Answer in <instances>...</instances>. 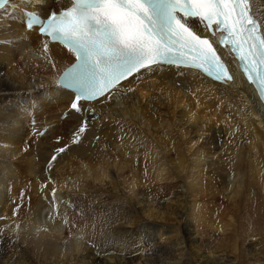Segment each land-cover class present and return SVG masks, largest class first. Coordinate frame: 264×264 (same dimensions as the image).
<instances>
[{
	"label": "bare ground",
	"instance_id": "obj_1",
	"mask_svg": "<svg viewBox=\"0 0 264 264\" xmlns=\"http://www.w3.org/2000/svg\"><path fill=\"white\" fill-rule=\"evenodd\" d=\"M50 4L52 0H46L40 7ZM21 17L18 12H0V120L13 122L8 139L19 146L32 139L30 117L21 106L43 99L34 112L37 126L47 121L53 127L33 141L20 160L0 166V215L11 214V201L22 188L28 189L32 178L27 191L31 210L26 205L21 213L27 230L14 245L9 234H4L0 264H264V121L257 120L253 110L245 128V120L237 115L239 99L232 94L216 112L217 97L221 96L216 89L223 86L208 78H187L193 88L212 89L210 98L202 102L213 109L217 119L206 127L189 125L184 119L183 95L169 100L167 94L157 92L154 99H141L130 114L113 108L117 115L128 116L126 128H131L136 141L125 137L127 147H120L113 135L116 126L106 122L99 133L106 140L95 147L87 139L73 146L56 168L59 197L76 205L61 211H67L80 227L87 222L85 241L92 236L95 223L97 239L102 229L131 240L154 235L158 240L155 252L138 255L129 249L123 255L97 256L85 241L76 239L79 227L72 229L70 238L59 219L55 223L47 220L50 205L37 178L45 175L42 169L55 137L67 140L76 117L61 118L67 97L47 91L52 89L49 69L25 46L7 42L21 31ZM227 58L231 62V56ZM232 69L238 72L234 63ZM172 78V73L166 72L161 83ZM243 89L245 96L251 94L247 84ZM229 103L234 105L232 109ZM229 111L232 128L224 123ZM235 126L240 131L229 136ZM104 144L107 147L101 151ZM81 159L88 162V169L81 166ZM65 180L67 188L63 187ZM81 209L83 217L78 215ZM109 213L118 220L106 228ZM38 224L49 231L36 235Z\"/></svg>",
	"mask_w": 264,
	"mask_h": 264
},
{
	"label": "snow or ice",
	"instance_id": "obj_2",
	"mask_svg": "<svg viewBox=\"0 0 264 264\" xmlns=\"http://www.w3.org/2000/svg\"><path fill=\"white\" fill-rule=\"evenodd\" d=\"M44 3L45 0H0V12L22 14L21 31L7 42L25 46L35 60L49 69L52 89L47 91L55 90L67 97L61 118L70 114L76 117L67 140L61 135L55 137L42 169L45 175L37 178L40 192L50 205L47 220L55 223L59 219L70 238L74 235L72 229L79 227L76 239L85 241L88 224L80 227L67 211H61L62 207L74 209L76 205L59 197L61 185L56 168L73 146L87 139L95 147L106 140L99 134L106 122L116 126L113 135L120 147H127L125 137L137 140L131 128H126L128 116L117 115L113 108L130 114L141 99H154V93L167 94L169 100L173 95H183L187 111L184 119L189 125L204 128L217 119L213 109L202 102L210 98L212 89L193 88L187 79L191 76L201 81L208 78L223 86L222 90L216 89L221 91L216 112L223 109L225 99L232 94L239 99L237 115L245 120V128L253 110L255 118L264 121V0H52V4L41 8ZM233 63L238 72L233 71ZM166 72H171L173 78L162 84ZM244 84L251 88L248 96L244 95ZM43 102L34 99L21 106L30 117L32 139L19 146L8 139L13 122L0 120V166L20 160L30 151L33 141L53 127L47 121L37 126L34 112ZM233 107L228 104L229 109ZM231 116L229 111L224 120L230 128ZM239 131L235 126L229 136ZM203 135L201 131V139ZM106 147L104 144L100 150ZM81 166L89 168L83 159ZM144 175L147 176L146 167ZM74 186L78 188L79 181ZM63 187H68L67 180ZM26 197L27 186L11 201V214L0 215V241L8 233L14 245L27 230L21 219L26 205L31 210V198ZM78 215L83 217L82 209ZM107 215L106 228L118 220V216ZM95 228L93 223L92 236L85 242L97 256L123 255L129 249L134 254L147 255L158 249L154 235L131 240L102 229L97 239ZM42 231L49 229L35 226L36 235Z\"/></svg>",
	"mask_w": 264,
	"mask_h": 264
},
{
	"label": "rangeland",
	"instance_id": "obj_3",
	"mask_svg": "<svg viewBox=\"0 0 264 264\" xmlns=\"http://www.w3.org/2000/svg\"><path fill=\"white\" fill-rule=\"evenodd\" d=\"M9 67H10V66H8L7 69H8ZM54 140H55V139H54ZM218 144L221 145V144H220V139H219ZM221 172H223V174H226V171H225V170H224V171L222 170ZM29 181H31V184H32V178H30V179L28 180V182H27V184L29 185L27 191L30 190L31 187H32V185L29 184ZM146 183H147V184H146V186H147V185H148V182H146ZM28 193L31 195V192H28Z\"/></svg>",
	"mask_w": 264,
	"mask_h": 264
}]
</instances>
